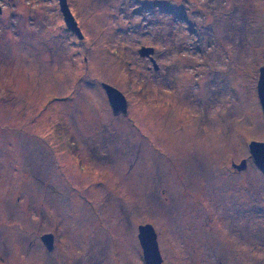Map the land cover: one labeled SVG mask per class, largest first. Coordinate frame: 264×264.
I'll list each match as a JSON object with an SVG mask.
<instances>
[{
    "label": "rangeland",
    "instance_id": "obj_1",
    "mask_svg": "<svg viewBox=\"0 0 264 264\" xmlns=\"http://www.w3.org/2000/svg\"><path fill=\"white\" fill-rule=\"evenodd\" d=\"M67 3L82 38L0 0V264H146V224L162 264H264V0Z\"/></svg>",
    "mask_w": 264,
    "mask_h": 264
},
{
    "label": "water",
    "instance_id": "obj_2",
    "mask_svg": "<svg viewBox=\"0 0 264 264\" xmlns=\"http://www.w3.org/2000/svg\"><path fill=\"white\" fill-rule=\"evenodd\" d=\"M60 8L63 13L66 26L68 29L73 31L78 35V37H83L76 20L74 19L70 8L68 6L67 0H59ZM140 56L142 57H150L152 58V55L154 54V49L152 48H143L139 51ZM152 61L155 65V69H157V65L154 62V59L152 58ZM260 75L257 85V92H258V98L260 101V105L263 112L264 117V66L260 68ZM102 88L104 89L110 107L112 111L115 114L119 113H126L128 102L125 98V96L120 92L118 89H116L113 86H110L108 84H102ZM249 150L251 157L256 164V166L261 170V172L264 174V142H252L249 145ZM235 168H237L239 171L245 170L247 168V162L246 160H243L240 165H234ZM139 241L143 249V258L146 264H162L163 259L161 257L157 235L154 230V228L146 224L145 226L139 227ZM44 243L47 244V242L53 240L52 235H46L42 239ZM48 245V244H47ZM51 246L49 245V248Z\"/></svg>",
    "mask_w": 264,
    "mask_h": 264
},
{
    "label": "flooded vegetation",
    "instance_id": "obj_3",
    "mask_svg": "<svg viewBox=\"0 0 264 264\" xmlns=\"http://www.w3.org/2000/svg\"><path fill=\"white\" fill-rule=\"evenodd\" d=\"M77 23H78V22H77ZM78 27H79V25H78ZM79 29H80V31H81V28H80V27H79ZM69 30H70V29H69ZM72 32H73V31H72ZM81 33H82V32H81ZM75 34H76V33H75ZM76 35H77V34H76ZM77 36H78V35H77ZM81 38H82V37H81ZM158 69H159V68H157L156 70L158 71ZM244 160H246V159H244ZM246 162H247V164H248V161H247V160H246ZM209 221H210V220H209ZM161 252H163V251L161 250ZM161 252H160V253H161ZM198 253H199V252H198ZM211 253H212V252H211ZM161 254H162V253H161ZM206 254L210 256V252H206ZM161 257H162V259H163V261H164V258H163L162 255H161ZM143 259H144V258H143Z\"/></svg>",
    "mask_w": 264,
    "mask_h": 264
}]
</instances>
